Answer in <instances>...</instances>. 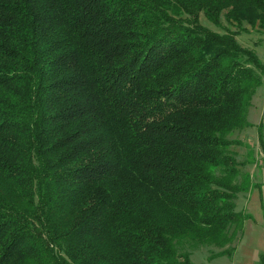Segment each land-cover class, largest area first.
Here are the masks:
<instances>
[{
  "label": "trees",
  "instance_id": "obj_1",
  "mask_svg": "<svg viewBox=\"0 0 264 264\" xmlns=\"http://www.w3.org/2000/svg\"><path fill=\"white\" fill-rule=\"evenodd\" d=\"M249 28L264 0H0V264L230 253L252 188L231 136L264 86Z\"/></svg>",
  "mask_w": 264,
  "mask_h": 264
},
{
  "label": "rangeland",
  "instance_id": "obj_2",
  "mask_svg": "<svg viewBox=\"0 0 264 264\" xmlns=\"http://www.w3.org/2000/svg\"><path fill=\"white\" fill-rule=\"evenodd\" d=\"M247 31L250 33H239L240 41L255 49L264 61V31L250 28ZM249 121L254 124L253 127L231 136L232 140L239 142L231 148V152L240 163L242 173L252 175V188L240 193L236 201L237 210L245 217L242 230L237 233L233 244L228 246L230 253L217 256L222 249L206 246L192 253L194 264H264V144L258 129L259 125H264V86L254 99Z\"/></svg>",
  "mask_w": 264,
  "mask_h": 264
},
{
  "label": "crops",
  "instance_id": "obj_3",
  "mask_svg": "<svg viewBox=\"0 0 264 264\" xmlns=\"http://www.w3.org/2000/svg\"><path fill=\"white\" fill-rule=\"evenodd\" d=\"M255 253L258 254V251H256Z\"/></svg>",
  "mask_w": 264,
  "mask_h": 264
}]
</instances>
